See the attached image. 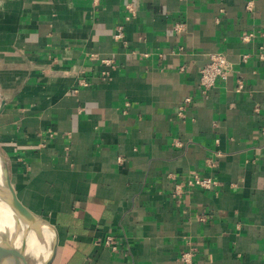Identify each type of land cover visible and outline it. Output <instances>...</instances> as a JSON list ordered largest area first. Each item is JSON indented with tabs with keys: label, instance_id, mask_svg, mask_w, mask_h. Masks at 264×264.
I'll use <instances>...</instances> for the list:
<instances>
[{
	"label": "crops",
	"instance_id": "obj_1",
	"mask_svg": "<svg viewBox=\"0 0 264 264\" xmlns=\"http://www.w3.org/2000/svg\"><path fill=\"white\" fill-rule=\"evenodd\" d=\"M0 154L51 264H264V0H0Z\"/></svg>",
	"mask_w": 264,
	"mask_h": 264
},
{
	"label": "water",
	"instance_id": "obj_2",
	"mask_svg": "<svg viewBox=\"0 0 264 264\" xmlns=\"http://www.w3.org/2000/svg\"><path fill=\"white\" fill-rule=\"evenodd\" d=\"M1 157L3 162L4 158L2 155ZM2 168L3 176L5 178L6 186L8 188L7 190L9 193V196H4V198L10 199L13 202L12 207L17 212L18 216H20L21 218L32 220L35 223L39 224L41 227L52 231L55 235H57L55 226H53L47 220L34 214L30 209L23 205L12 185L8 169L5 166H2ZM0 192L2 193V191ZM26 233L27 231L22 234L17 224L12 226L0 219V264H31L27 251ZM38 236L42 239L44 238V235L41 232H38ZM56 251L57 247L54 241V247L52 249L50 258L43 264H51L55 257Z\"/></svg>",
	"mask_w": 264,
	"mask_h": 264
},
{
	"label": "bare ground",
	"instance_id": "obj_3",
	"mask_svg": "<svg viewBox=\"0 0 264 264\" xmlns=\"http://www.w3.org/2000/svg\"><path fill=\"white\" fill-rule=\"evenodd\" d=\"M0 158L2 162L1 155ZM7 189L8 188L6 186L5 178L3 176L2 164H0V191H2V193L0 192V219L12 226L17 224L22 234H24L27 231L26 238L30 237L31 235L33 236L35 235V237H37L38 240H35L32 244H30L28 239H26L27 251L28 254L34 253L39 259V264H43L50 258L51 255V252L49 251L50 240L55 238V234L52 231H49L41 227L39 224L35 223L32 220L21 218L20 216H18L17 212L12 207L13 202L10 199L4 198V196L5 197L9 196ZM38 232L39 233L41 232L44 235L43 239L38 236ZM43 244L47 248L45 249L46 251L43 249Z\"/></svg>",
	"mask_w": 264,
	"mask_h": 264
},
{
	"label": "built area",
	"instance_id": "obj_4",
	"mask_svg": "<svg viewBox=\"0 0 264 264\" xmlns=\"http://www.w3.org/2000/svg\"><path fill=\"white\" fill-rule=\"evenodd\" d=\"M233 64L223 53L210 54L201 68L200 85L204 90L212 89L220 80L226 81L233 73ZM190 185H198L203 189H212L216 182L212 178H196ZM109 246L115 247V239L109 237L106 241Z\"/></svg>",
	"mask_w": 264,
	"mask_h": 264
},
{
	"label": "rangeland",
	"instance_id": "obj_5",
	"mask_svg": "<svg viewBox=\"0 0 264 264\" xmlns=\"http://www.w3.org/2000/svg\"><path fill=\"white\" fill-rule=\"evenodd\" d=\"M0 164H2V166H4V162H1V158H0ZM30 232V231H29ZM29 234V233H28ZM31 234V233H30ZM29 243L32 244L35 240H38L37 237H35V235H31L30 237L27 238ZM53 241L54 239L50 240V245H49V251L52 253V249H53ZM29 244V245H30ZM43 249H47L46 246L43 244ZM46 251V250H45ZM29 260L31 264H39V259L38 257L34 254V253H29Z\"/></svg>",
	"mask_w": 264,
	"mask_h": 264
}]
</instances>
